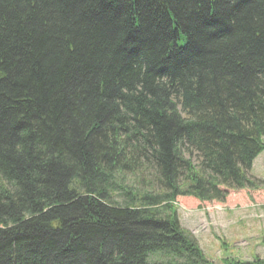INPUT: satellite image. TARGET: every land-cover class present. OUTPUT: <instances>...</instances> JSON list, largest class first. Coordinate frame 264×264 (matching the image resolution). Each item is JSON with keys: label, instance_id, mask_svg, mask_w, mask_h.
<instances>
[{"label": "trees", "instance_id": "obj_1", "mask_svg": "<svg viewBox=\"0 0 264 264\" xmlns=\"http://www.w3.org/2000/svg\"><path fill=\"white\" fill-rule=\"evenodd\" d=\"M263 138L264 0H0V264H212Z\"/></svg>", "mask_w": 264, "mask_h": 264}, {"label": "rangeland", "instance_id": "obj_2", "mask_svg": "<svg viewBox=\"0 0 264 264\" xmlns=\"http://www.w3.org/2000/svg\"><path fill=\"white\" fill-rule=\"evenodd\" d=\"M249 175L260 184L264 183V152L254 161ZM116 178L118 186L136 189L131 175ZM121 193L117 188L113 190V203H119ZM229 194V205L223 209L209 205L203 210L205 204L197 205L192 198H183L176 203L181 205L171 204L170 207L181 228L193 236L204 257L212 264L264 262V185L257 191H232ZM161 212L163 214L165 210Z\"/></svg>", "mask_w": 264, "mask_h": 264}]
</instances>
